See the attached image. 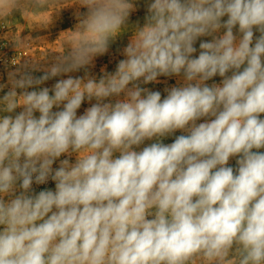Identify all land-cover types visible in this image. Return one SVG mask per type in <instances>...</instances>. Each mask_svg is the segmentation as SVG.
I'll return each instance as SVG.
<instances>
[{
  "label": "clouds",
  "instance_id": "9594fccd",
  "mask_svg": "<svg viewBox=\"0 0 264 264\" xmlns=\"http://www.w3.org/2000/svg\"><path fill=\"white\" fill-rule=\"evenodd\" d=\"M72 5L62 51L0 83V264H264V0H147L143 24L137 0Z\"/></svg>",
  "mask_w": 264,
  "mask_h": 264
},
{
  "label": "rangeland",
  "instance_id": "374dc122",
  "mask_svg": "<svg viewBox=\"0 0 264 264\" xmlns=\"http://www.w3.org/2000/svg\"><path fill=\"white\" fill-rule=\"evenodd\" d=\"M74 2L75 0H50L51 6L47 9L30 8L23 17H21L19 13H16L14 20H10L7 23L0 21V83L6 82L7 72L14 67L10 63L12 59H15L13 61L14 63H23L25 60H31L33 62L44 64L50 61V59L57 54V52L62 51V41L67 35L64 31L74 28L77 23L75 17V13L77 11H86L85 9L79 8L78 5H72ZM137 3L138 10L132 14L129 21L130 24L137 21L143 24V18L146 14L147 0H137ZM62 6L65 8L58 14V10ZM50 17L51 22L49 23ZM130 35V32L121 35L111 45V48L106 55L97 57L94 61L95 66L89 69L91 74L99 76L101 74L100 70L105 67L106 70L110 72L114 71L118 60L123 59L121 51L128 43ZM42 74V72L34 73L36 76ZM83 74L84 70H81L79 73H72L71 75L82 76ZM55 79L59 78H54L53 80L46 82L44 86L50 87L55 82ZM159 79L160 83L145 85V87L161 91L163 98L166 95L163 91L164 88L175 85L177 78L161 77ZM220 81L221 78L217 76L208 83H219ZM5 91H7V89H5ZM0 95H3V93H0ZM88 106L89 104L86 101L82 105L81 109L78 110V114H82L84 108ZM199 122L203 121H198V123ZM181 134L182 133L180 131H177L174 136L165 138L163 143H172L175 136ZM151 142L152 141H146L145 143L149 144ZM143 146L144 145L141 147ZM261 151H264V149ZM229 163L231 166L235 167V159L230 160ZM56 166H58V162L57 165H54V167ZM33 187L38 192L45 188H51L54 190L55 185L54 182L49 181L46 185H34Z\"/></svg>",
  "mask_w": 264,
  "mask_h": 264
}]
</instances>
